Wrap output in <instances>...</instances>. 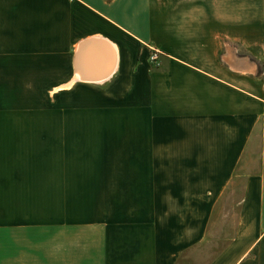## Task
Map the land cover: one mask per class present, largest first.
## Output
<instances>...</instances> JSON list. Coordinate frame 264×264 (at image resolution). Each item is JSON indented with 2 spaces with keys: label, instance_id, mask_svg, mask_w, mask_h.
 Here are the masks:
<instances>
[{
  "label": "crops",
  "instance_id": "obj_1",
  "mask_svg": "<svg viewBox=\"0 0 264 264\" xmlns=\"http://www.w3.org/2000/svg\"><path fill=\"white\" fill-rule=\"evenodd\" d=\"M221 200L264 264V0H0V264H186Z\"/></svg>",
  "mask_w": 264,
  "mask_h": 264
},
{
  "label": "rangeland",
  "instance_id": "obj_2",
  "mask_svg": "<svg viewBox=\"0 0 264 264\" xmlns=\"http://www.w3.org/2000/svg\"><path fill=\"white\" fill-rule=\"evenodd\" d=\"M229 196L237 197V194L233 193ZM236 210L237 200H221L216 203L206 243L203 244V247L198 246V254L188 259L186 264H204L227 241L231 235Z\"/></svg>",
  "mask_w": 264,
  "mask_h": 264
},
{
  "label": "bare ground",
  "instance_id": "obj_3",
  "mask_svg": "<svg viewBox=\"0 0 264 264\" xmlns=\"http://www.w3.org/2000/svg\"><path fill=\"white\" fill-rule=\"evenodd\" d=\"M86 42L76 50L75 65L79 79L92 82L104 78L112 71L115 64V51L108 42L98 40Z\"/></svg>",
  "mask_w": 264,
  "mask_h": 264
},
{
  "label": "water",
  "instance_id": "obj_4",
  "mask_svg": "<svg viewBox=\"0 0 264 264\" xmlns=\"http://www.w3.org/2000/svg\"><path fill=\"white\" fill-rule=\"evenodd\" d=\"M86 41H89V40H86ZM86 41H84V42H86ZM84 42L80 43L79 46H81ZM79 46H78V47H79ZM76 50H77V49H76ZM75 55H76V53H75ZM98 55H99V54H98ZM100 55H101V54H100ZM110 73H111V72H110ZM110 73H109V74H110ZM109 74H108V75H109ZM108 75H107V76H108ZM107 76H105L104 78H106ZM104 78H101V79H98V80H95V81H99V80H102V79H104Z\"/></svg>",
  "mask_w": 264,
  "mask_h": 264
},
{
  "label": "built area",
  "instance_id": "obj_5",
  "mask_svg": "<svg viewBox=\"0 0 264 264\" xmlns=\"http://www.w3.org/2000/svg\"><path fill=\"white\" fill-rule=\"evenodd\" d=\"M154 57L152 56L151 59H153Z\"/></svg>",
  "mask_w": 264,
  "mask_h": 264
}]
</instances>
